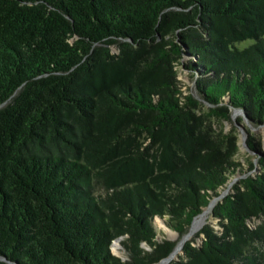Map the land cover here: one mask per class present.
Listing matches in <instances>:
<instances>
[{
  "label": "trees",
  "instance_id": "16d2710c",
  "mask_svg": "<svg viewBox=\"0 0 264 264\" xmlns=\"http://www.w3.org/2000/svg\"><path fill=\"white\" fill-rule=\"evenodd\" d=\"M230 106L264 123V0H0V264L167 257L155 218L186 234L240 171ZM242 184L170 264H264V172Z\"/></svg>",
  "mask_w": 264,
  "mask_h": 264
},
{
  "label": "rangeland",
  "instance_id": "374dc122",
  "mask_svg": "<svg viewBox=\"0 0 264 264\" xmlns=\"http://www.w3.org/2000/svg\"><path fill=\"white\" fill-rule=\"evenodd\" d=\"M113 51L118 52V49L114 47ZM178 72H179V79L181 81L182 91L184 92V94L185 95L193 94V96L200 103L199 112L208 113L209 109L213 105H211L208 102V100H206L205 96L201 93V91L197 87V83H196L197 76L194 74V72L182 66L179 68ZM229 110H230V114H229V119L227 120H221L215 117L210 118L211 124L213 126V130H215V132H221L224 134L232 133L233 135H235V138L237 140V145L239 148V152L235 157V159L241 165L240 171H238L239 173L233 175L230 178V183L226 185V188L229 189V190L227 189L228 193L232 191L231 190L232 187L240 186L241 188H243L242 180L246 176H254L255 174L264 172V165L262 163V159L264 158V123H256L250 120L248 114L240 108L236 109V107L230 106ZM236 110L239 111L241 110V111L240 113H236ZM250 142H253L255 144V147L257 148L256 150H252L251 148H249L248 143ZM210 217L204 227L210 224L211 226H213L215 230L219 232L221 230L220 229L221 226L218 219H215L212 216V214H210ZM262 222H264V218L262 220H254L253 222H250V225L254 227L259 223L261 224ZM155 224L159 237L158 241L160 242H162L163 240L177 242L178 238L182 239L183 236L185 235L184 234L180 236L174 230L166 227L167 225H165V219H161L160 217L155 218ZM189 230L190 228H188V231ZM168 231H172L173 233H175L177 239L172 238L168 233ZM204 239L205 238L202 234L201 237L196 238V241H194L193 244L196 246L201 245ZM143 247H145L146 250H152L148 245H146V243L143 244ZM112 251L114 252V254H116L117 256L123 259L127 258L126 252L124 251V249L122 248V246L118 241H114L112 245ZM182 255H184L183 252H181L180 255H178V257L173 260L179 259V256Z\"/></svg>",
  "mask_w": 264,
  "mask_h": 264
},
{
  "label": "bare ground",
  "instance_id": "6f19581e",
  "mask_svg": "<svg viewBox=\"0 0 264 264\" xmlns=\"http://www.w3.org/2000/svg\"><path fill=\"white\" fill-rule=\"evenodd\" d=\"M229 190V189H228ZM227 189L225 190V194L228 191ZM224 194V193H223ZM223 197H215L214 199H212L211 201V205L209 207H207L202 213H200L196 218L195 221L192 225V227H190V230L183 236L182 239H177V236L175 235V233H173L172 231H168V233L170 234V236L172 238L177 239V246L173 252V255H171V259H176L178 257V255H180V253L182 252V248L183 245L185 244V242H187L188 240H192L196 237V235H198L197 233L200 231V229L202 227L205 226L206 222L208 221L210 214L213 213V208L216 205V203H218V200L222 199ZM211 218V217H210Z\"/></svg>",
  "mask_w": 264,
  "mask_h": 264
},
{
  "label": "water",
  "instance_id": "95a60500",
  "mask_svg": "<svg viewBox=\"0 0 264 264\" xmlns=\"http://www.w3.org/2000/svg\"><path fill=\"white\" fill-rule=\"evenodd\" d=\"M192 96H193V94H191ZM194 97V96H193ZM195 98V97H194ZM195 100H197L196 98H195ZM198 101V100H197ZM199 102V101H198ZM236 109H238V108H236ZM241 111V110H240ZM240 111L239 110H236V113H240ZM228 189V188H227ZM226 194H227V192H226ZM225 192H224V194H222L221 196H220V198L221 197H224L225 195ZM210 205H211V203H210ZM209 205V206H210ZM208 206V207H209ZM194 221H195V219L193 220V223H194ZM193 223H192V225H193ZM174 252V251H173ZM173 252L171 253V254H169L167 257H165L164 259H162L161 261H158V262H156V263H154V264H170L171 263V261H172V259H171V255H173Z\"/></svg>",
  "mask_w": 264,
  "mask_h": 264
}]
</instances>
